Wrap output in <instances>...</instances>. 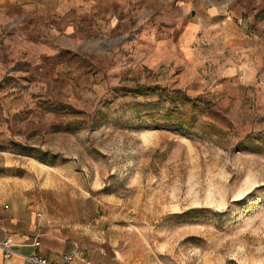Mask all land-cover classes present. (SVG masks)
Returning <instances> with one entry per match:
<instances>
[{"label":"rangeland","instance_id":"374dc122","mask_svg":"<svg viewBox=\"0 0 264 264\" xmlns=\"http://www.w3.org/2000/svg\"><path fill=\"white\" fill-rule=\"evenodd\" d=\"M239 31L195 64L44 61L43 95L0 99V207L104 242L105 264H264V32ZM247 62L257 83L223 75Z\"/></svg>","mask_w":264,"mask_h":264},{"label":"crops","instance_id":"0c3cea01","mask_svg":"<svg viewBox=\"0 0 264 264\" xmlns=\"http://www.w3.org/2000/svg\"><path fill=\"white\" fill-rule=\"evenodd\" d=\"M227 28L262 34L264 0H0V99L16 101L29 91L43 95L44 61L52 62L51 77L57 78L74 58L96 62L105 47L121 50L124 59L132 51L127 61L135 67L177 59L195 64L206 42ZM117 36L126 39L114 42ZM247 65V78L238 64L223 75L245 86L257 83L259 64ZM15 211L0 207V241L9 239L14 249L9 258L0 252V264H25L24 255L31 252L55 263L64 255H71L70 264L107 262L98 259L108 249L104 242L85 243L77 231L41 219V213L36 219Z\"/></svg>","mask_w":264,"mask_h":264},{"label":"built area","instance_id":"2783aa9c","mask_svg":"<svg viewBox=\"0 0 264 264\" xmlns=\"http://www.w3.org/2000/svg\"><path fill=\"white\" fill-rule=\"evenodd\" d=\"M32 245L37 247L39 245V240L35 239ZM0 252L3 258H9L14 253L13 244L9 239L0 241ZM71 258V255H64L60 262L55 263L35 252L24 255L25 264H70Z\"/></svg>","mask_w":264,"mask_h":264},{"label":"trees","instance_id":"16d2710c","mask_svg":"<svg viewBox=\"0 0 264 264\" xmlns=\"http://www.w3.org/2000/svg\"><path fill=\"white\" fill-rule=\"evenodd\" d=\"M154 89L152 87L147 88V90H145V87L143 86H137V88L134 90V92L136 94H143L146 91H153ZM175 110H177V108H175ZM191 121H193V119H191ZM157 125V124H156Z\"/></svg>","mask_w":264,"mask_h":264}]
</instances>
